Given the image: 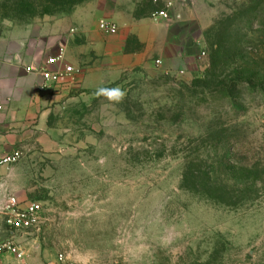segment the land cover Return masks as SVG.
I'll return each instance as SVG.
<instances>
[{
    "label": "rangeland",
    "instance_id": "obj_1",
    "mask_svg": "<svg viewBox=\"0 0 264 264\" xmlns=\"http://www.w3.org/2000/svg\"><path fill=\"white\" fill-rule=\"evenodd\" d=\"M208 1L189 7L209 20H193L189 55H143L118 22L101 29L105 0H0L1 27L62 21L80 59L50 111L52 147L0 167V203L41 206L17 237L35 264H264V0Z\"/></svg>",
    "mask_w": 264,
    "mask_h": 264
},
{
    "label": "crops",
    "instance_id": "obj_2",
    "mask_svg": "<svg viewBox=\"0 0 264 264\" xmlns=\"http://www.w3.org/2000/svg\"><path fill=\"white\" fill-rule=\"evenodd\" d=\"M142 1L105 0V5L111 7L110 12H105L108 17L105 18L118 22L126 34L135 35L144 45L143 55L165 53L172 49L179 55H189L191 46L196 45L201 37V29L198 35L191 30L193 20L202 22V30L209 25L208 18L200 19L193 9L189 14V7L198 2L207 7L210 1L183 0L180 9L185 12L184 19L164 21L165 29L160 30L149 14L138 11ZM149 3L155 6L152 0ZM63 32L62 21L31 27L0 26V154L18 148L24 152L31 151L39 145L45 149L52 147L53 141L47 136L48 118L53 103L60 97L57 91L62 83L45 84L39 68L45 65L48 58L60 54L62 48L66 63L75 68L80 64V59L62 43ZM107 48L109 50V45ZM134 54L136 58H130L140 60V55L137 52ZM58 67L51 66L53 70ZM36 262L41 263V260L27 257L25 261L27 264ZM0 264L23 263L5 254L0 257Z\"/></svg>",
    "mask_w": 264,
    "mask_h": 264
},
{
    "label": "built area",
    "instance_id": "obj_3",
    "mask_svg": "<svg viewBox=\"0 0 264 264\" xmlns=\"http://www.w3.org/2000/svg\"><path fill=\"white\" fill-rule=\"evenodd\" d=\"M161 8L153 13V20L167 22L178 18L176 7L183 0H152ZM101 29L108 33H116L118 25L113 21H102ZM64 50L60 54L48 58L45 65L39 68L45 84H61L77 72V69L64 61ZM58 65L55 70L51 66ZM25 152L15 149L12 152L0 154V167L9 166L19 162ZM42 210L36 201H21L17 196L10 195L5 202L0 203V257L5 254L12 255L16 260L25 263L27 254L23 243L17 238L20 233L39 229ZM63 260V256L60 257Z\"/></svg>",
    "mask_w": 264,
    "mask_h": 264
},
{
    "label": "trees",
    "instance_id": "obj_4",
    "mask_svg": "<svg viewBox=\"0 0 264 264\" xmlns=\"http://www.w3.org/2000/svg\"><path fill=\"white\" fill-rule=\"evenodd\" d=\"M213 47H215V44H213ZM212 50H213V49H212ZM217 50H218V49H217ZM219 51L221 52V49H219ZM222 51H223V49H222ZM221 92H223V94L225 95V97H227V98H231V90H230L229 88L226 89V88L224 87V88L221 90ZM231 99H232V98H231ZM244 167H245V166H244ZM247 168H248V167L243 168L242 171H246ZM195 178H199V177H195ZM189 179H191V177H184V183L187 182V181H189ZM208 180L211 181V177H209Z\"/></svg>",
    "mask_w": 264,
    "mask_h": 264
},
{
    "label": "clouds",
    "instance_id": "obj_5",
    "mask_svg": "<svg viewBox=\"0 0 264 264\" xmlns=\"http://www.w3.org/2000/svg\"><path fill=\"white\" fill-rule=\"evenodd\" d=\"M105 94L108 95L109 98H117L120 95L118 90H108L105 92Z\"/></svg>",
    "mask_w": 264,
    "mask_h": 264
}]
</instances>
